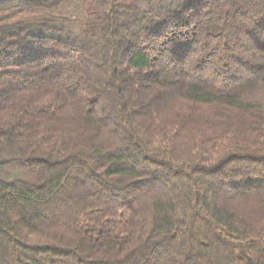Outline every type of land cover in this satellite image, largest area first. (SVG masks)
<instances>
[{
    "label": "trees",
    "instance_id": "1",
    "mask_svg": "<svg viewBox=\"0 0 264 264\" xmlns=\"http://www.w3.org/2000/svg\"><path fill=\"white\" fill-rule=\"evenodd\" d=\"M0 0V264H264V0Z\"/></svg>",
    "mask_w": 264,
    "mask_h": 264
},
{
    "label": "rangeland",
    "instance_id": "2",
    "mask_svg": "<svg viewBox=\"0 0 264 264\" xmlns=\"http://www.w3.org/2000/svg\"><path fill=\"white\" fill-rule=\"evenodd\" d=\"M61 13L68 17L73 25H77L81 15V2L79 0H71L61 9Z\"/></svg>",
    "mask_w": 264,
    "mask_h": 264
}]
</instances>
